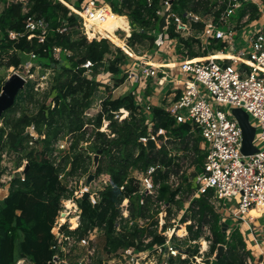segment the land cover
I'll return each mask as SVG.
<instances>
[{"label":"built area","instance_id":"2783aa9c","mask_svg":"<svg viewBox=\"0 0 264 264\" xmlns=\"http://www.w3.org/2000/svg\"><path fill=\"white\" fill-rule=\"evenodd\" d=\"M152 1L148 0L149 5ZM99 2L100 0H90L81 10L69 8L81 18L84 34L96 40L97 37L90 35L93 31L89 28L88 20L99 18V12L102 10ZM262 3L264 0H219L212 8L211 14L203 17L187 12V20L184 21L179 15L171 12L172 0H163L162 10L158 15H168L167 23L164 30L155 36L153 58L161 57L162 49L164 52L172 49L173 62L165 67L148 64L142 67L139 61L147 57L145 54L134 59L135 54L130 48L123 49L130 59L135 60L130 71H126V65L122 68L128 75L125 83L137 85L135 90L129 89L140 107L139 112L148 117L146 125L149 127V134L140 138V142L147 145L153 141L157 146L149 117L155 107L157 92L162 93L165 86L172 83L175 92L180 91V95L174 94L173 99L160 107L174 118L178 125H190V135L201 137L200 146L207 156L203 171L193 177L196 171L195 152L192 148L179 151L178 148L183 149L182 144L180 147L176 140L166 138L164 144L168 149L169 158L173 160L171 165L158 163L150 166L145 172L131 170L120 191L125 193L129 185L140 187V195L151 202L150 216L133 219L130 212L131 197L125 196L117 206L120 214L115 221V234L120 235L133 228L146 230L147 233L141 241H136L135 246L106 256L104 264H181V261L198 264L199 258L204 259L205 264H213L218 251L212 256L209 255L214 240L210 224L200 222L198 214L195 218L190 216V211H199V206L196 205L198 199H205L214 213L220 215L222 225L226 224L228 237L237 228L240 231L248 228L252 232L254 220L264 213V23L254 24L255 21L250 20L248 9L240 16L250 5L256 6L262 12ZM25 12L28 13V10ZM218 12L219 15L216 16ZM171 23L175 25L180 39L197 41L198 53L205 56L195 59L178 56L176 48L181 43L180 39H170L167 35ZM199 24L203 25L202 29L196 27ZM49 29L45 19L28 17L26 32L29 34V40L35 37L45 39ZM64 31L65 29L61 32ZM10 36L17 39L21 35L11 33ZM219 42L223 44V48L217 51L213 47ZM54 51L56 58L63 53L70 55L60 49ZM218 54L234 55L237 58L217 59ZM30 56L35 59V55ZM199 59L203 61H197ZM27 63L33 66L32 60ZM83 67L90 70L93 64L88 61ZM149 78L156 81L155 94L151 96L144 91L148 89ZM235 109L246 112L250 122L251 119L254 120L261 128L260 143L263 147L256 146L254 142L258 149L254 155L245 156L242 153L243 131L232 113ZM11 110L14 115L20 116L21 109L15 107ZM129 115L128 111L120 109L113 112L112 119L121 123ZM110 123V120L104 119L103 125L97 131L114 138L108 129ZM3 127L4 123L0 118V128ZM88 128L86 126L84 130ZM90 128L93 129V126ZM25 136L28 138L29 149H38V142L45 138L38 134L34 124L25 129ZM86 137L88 139L89 134ZM73 142L71 135L60 137L44 154L58 170V181L64 188L51 229V249L54 255L49 264H93L98 255V239L104 234L105 225L91 228L85 236H79L83 217V201L80 200L85 194H89L86 201L99 204L102 201V193L113 185L112 178L106 173L98 175L96 172L94 180L87 186V179L93 173L96 152L91 150L92 142L79 145L77 150L83 153L84 158L91 164L86 170H74L71 163L75 153V149H72ZM66 159H70V162L65 163ZM27 165L29 164L22 147H6L0 152V200L6 199L11 191L18 187L14 184L17 175L25 182ZM191 182L195 187L189 190L188 185ZM163 184L174 195L169 202L160 199ZM209 218L208 215L207 219ZM190 228L200 233L199 239L192 242L198 246L195 255L181 252V240L190 235ZM149 231L163 237L164 242L150 248L153 236L148 235ZM222 246L226 251V246L220 247ZM17 264L31 263L22 259ZM247 264H255V260L248 257Z\"/></svg>","mask_w":264,"mask_h":264},{"label":"trees","instance_id":"16d2710c","mask_svg":"<svg viewBox=\"0 0 264 264\" xmlns=\"http://www.w3.org/2000/svg\"><path fill=\"white\" fill-rule=\"evenodd\" d=\"M162 1L153 0L149 5L148 0H122L120 4L111 5L114 14L127 16L131 21L132 34L128 39V47L139 56L154 49L155 33L160 29L163 19L158 15L162 10ZM218 1L172 0L171 12L179 15L184 21L187 20V12L204 17L212 13V8ZM82 2L83 0L76 4V7L80 8ZM0 6V68L21 70L25 63L32 60L33 66L29 75L34 74L38 67L43 73H53L43 101L33 105L31 109H22L19 117L14 115L12 110L1 117L4 127L0 128V152L6 147H22L29 170L25 174V182L17 175L14 184L18 187L14 188L6 199L0 201V264H17L22 259L31 264H49L52 261L54 251L51 249V229L64 188L58 181V170L44 154L60 137L68 135L74 139L72 149H75V153L71 161L73 169L86 170L91 164L77 148L83 141L92 142L90 147L93 152L103 151L97 174L106 173L113 182V185L102 193V201L99 204L90 201L81 203L83 217L79 236H85L91 228L105 225L102 236L106 256L135 246L136 241H141L147 231L133 228L116 235L115 221L120 214L117 206L125 196L131 197V217L140 219L150 216L152 205L147 198L140 195V187L129 185L125 193L120 191V187L131 170L145 172L150 166L158 163L166 166L173 163L164 144L166 138L174 139L176 144L179 142L185 146L184 149L178 148L179 151L192 148L195 152V177L203 171L207 156L200 146L201 137L190 135L189 124L178 125L162 108L153 107L149 118L157 146L149 149L140 142V138L149 134V127L146 125L148 117L139 112L140 107L132 91L117 99L113 97V91L123 86L128 76L122 69L129 62V57L123 49L115 47L107 39L96 40L87 37L81 18L59 0H0ZM26 9L28 13L25 12ZM247 9L251 21L259 19L260 11L254 5L244 9L240 16H243ZM218 15L219 12L216 13V16ZM30 16L43 18L49 24L50 29L45 39L35 37L29 40L26 24ZM196 27L202 29L203 25ZM63 29L65 31L61 32ZM11 33L21 36L12 39ZM167 35L170 39H180L173 23L168 27ZM180 41L186 46H191V42L183 39ZM213 48L218 51L223 48V44L219 42ZM55 49L67 51L70 55L63 53L56 58ZM30 55H35V59H31ZM203 56L205 54H196L190 48V59ZM88 61L93 64L90 70L83 67ZM102 75L110 78L111 82H103L105 78H99ZM4 82L0 80V93ZM34 85L27 82L26 91L21 93L19 101L29 98L27 90L30 91ZM120 109L130 114L121 123L112 119L113 112ZM104 119L111 121L108 129L114 138L97 131L103 125ZM31 124L35 125L40 136H45L38 142V149L27 147L25 129ZM86 126L89 128L84 130ZM90 126H93V129ZM69 162L70 159H66L65 163ZM194 187L193 182L189 183V190ZM173 196L163 184L160 199L169 202ZM196 205L199 206V211H190V216L195 218L197 214L200 215L199 221L209 223L214 236L209 255L219 251L221 245L227 248L218 264H247L248 257L254 260L239 228L228 237L220 215L214 213L206 200L198 199ZM189 231L190 235L181 240V252L195 255L198 246L192 242L199 239L200 233L194 232L193 228ZM148 235L153 236L150 248L164 242V238L154 231H149ZM105 259L96 264H104ZM181 264L188 262L181 261Z\"/></svg>","mask_w":264,"mask_h":264},{"label":"crops","instance_id":"0c3cea01","mask_svg":"<svg viewBox=\"0 0 264 264\" xmlns=\"http://www.w3.org/2000/svg\"><path fill=\"white\" fill-rule=\"evenodd\" d=\"M80 1L81 0H67V1L62 0L61 2L65 6H67L68 8L71 7L74 10H81L82 8L86 7V5L88 4V2L90 0H83V2L80 5L81 9L76 7V4H79ZM104 1L105 0H100V2L98 3L102 7V9H108L112 13V15H116V14L113 13L112 7L109 6L108 1H107L106 4H104V6L101 5V3H103ZM121 2H122V0H114L113 2H110V3L112 5V4H120ZM117 16L118 17H122V18H126V16H119V15H117ZM162 18L164 19V16ZM127 21L130 23L129 19H127ZM89 22L91 23L90 20H89ZM258 22L259 23H264V9L263 8H262V12H260V14H259V19L256 20L254 22V24H257ZM129 27H130V24H129ZM120 30H122V29H118L117 31L119 32ZM122 32H126L127 35H126L125 38H121V39L119 38V39L122 40L124 46H126L128 44V39H129V36H131V33L130 32L127 33V31H125V30H122ZM110 40H112V39H110ZM192 40L193 39L184 40V41L191 42V46H186L182 42L177 45L176 52H177L178 56L189 57L190 48H191V50L194 53L199 54L198 50H197V46H198L197 44L198 43L195 40H193V43H192ZM125 42H127V43H125ZM126 48H129L128 45L126 46ZM153 50H151V51H149V52H147L145 54L147 57L144 60L139 61L140 62L139 65H141L142 67L144 65H146V64H148L149 66L150 65H152V66L156 65L158 67H165L171 61L173 62L172 57H171V56H174V55H172V49L171 50H167L166 52H163V54H160V55H163L162 57H156V58H153V56H154V51ZM179 50L181 52H179ZM138 56L139 55L135 54L133 56V58L135 59ZM150 58L152 59L151 61H150ZM134 63H135V60H132V59L129 58V62L126 64V67H125V68H127L126 71H130L132 69L131 67H132V65ZM161 72H163V70H161ZM175 72L176 71H174V73ZM160 76H162V73L160 74ZM102 77L105 78L103 80V82H108V80H110V78H107V76L104 77L102 75ZM110 82H111V80H110ZM155 82L156 81L153 78H149L148 81H147L148 89H147L146 92L150 96L155 94L154 93ZM135 87H137V85L134 86L132 88V90H134ZM163 90H164L163 92L167 91L164 98L161 97V95L158 94V93H157L158 95H155V100H154L155 101L154 102L155 107L161 108L160 105L168 103L169 100L174 98V94L180 95V91L175 92L172 83H168L167 86H165V88ZM129 91H130V89L128 87V83H125L120 88L115 89L113 91V94L114 93L118 94L120 92L122 94H125V93H127ZM121 96H123V95H121ZM121 96H118L117 98H119ZM117 98H115V99H117ZM0 201H2V200H0ZM252 226H253V231L252 232L248 228L247 229L243 228V229H241V233H242V235L244 237V240L246 241L248 251H250L252 253V257L255 260V264H264V213L257 216V218L254 220V223H253Z\"/></svg>","mask_w":264,"mask_h":264},{"label":"rangeland","instance_id":"374dc122","mask_svg":"<svg viewBox=\"0 0 264 264\" xmlns=\"http://www.w3.org/2000/svg\"><path fill=\"white\" fill-rule=\"evenodd\" d=\"M107 1H108L109 6H111V3L110 2H113L114 0H105L103 3H101V5L104 6V4L107 3ZM1 8H2V6H0V9ZM262 8L264 9V3H262ZM126 18L129 19L127 16H126ZM88 22H89V20H88ZM89 26H91V25H89ZM128 32H130L132 34L131 27L128 28L127 33ZM159 33H160V30L156 31L155 36H157ZM90 35H91V37H95L94 33H92V32H90ZM126 35H127L126 32H122V30H120L119 32L116 31V36H117L116 38H107V37L98 38L97 37V40L107 39L115 47H118L120 49H124V48L127 49L126 46L128 44L126 46H124L122 40H120L121 38H125ZM110 39H112V40H110ZM125 43H127V42H125ZM166 50L167 49L165 48V51ZM161 52H164V49H162ZM162 56L163 55H161V57ZM31 69H32V65L30 63H27L23 67H21V70H15L14 68H11L9 70H6V69H3L2 67L0 68V80L6 81L8 78H10L13 74L16 73V74H19V75L23 76L28 82L35 84L34 87L30 91L27 90V95H29V98L28 99H26L24 101L23 100L19 101L20 100L21 93H23L24 91H26V89H24L23 91H21L19 93V95H18V97L16 99L17 100L16 101V105L14 106V108L17 107V109H21V110L22 109H31L33 107V105H36L40 101H43V95L49 89V86H50L49 84H50V81H52L53 73L50 72V71H47V72L43 73L42 70L38 67L35 70L34 74L29 75V72L31 71ZM88 74L90 75V72ZM178 77H180L179 74H178ZM99 78L103 80V77L102 76H100ZM133 86L128 85V87L131 88V90H132ZM144 91L146 92L147 90H144ZM166 92L167 91H165L163 93H158V92L157 93L160 94L161 97L164 98ZM121 95H124V94H122L121 92L118 93V94H115L114 93L113 94V97L114 98H117L118 96H121ZM18 106H19V108H18ZM215 106H217V105L215 104ZM14 108H12V109H14ZM224 108H226V107L224 106ZM251 124L256 128V138H255V141H254L255 142V145L262 148L263 145H261V143H260L261 128L252 119H251ZM85 143H89V142L83 141V142L80 143V145L85 144ZM180 147H181V144H180ZM182 147L184 149L185 146L182 145ZM133 171H135V170H133ZM97 243H98V253H97L98 255L94 258L93 264H96V262H98L99 260H103L106 257V254L103 251V245H104L103 236H100L99 237ZM198 261H199L198 264H205V260L202 259V258H199Z\"/></svg>","mask_w":264,"mask_h":264},{"label":"water","instance_id":"95a60500","mask_svg":"<svg viewBox=\"0 0 264 264\" xmlns=\"http://www.w3.org/2000/svg\"><path fill=\"white\" fill-rule=\"evenodd\" d=\"M167 16L164 17L162 20V23L160 25V31H163L166 23H167ZM130 27L132 28V23L130 21ZM26 87V80L19 74H13L10 78H8L2 87V91L0 93V118L3 116L4 113L14 108L16 105V99L21 91H23ZM233 115L239 122V125L243 131V146H242V153L245 156H251L258 152V149L254 145V141L256 138V128L251 124L249 115L240 109L233 110ZM147 147L149 149L156 148V143L153 141H150L147 144ZM103 151H97L93 162V173L90 175L87 179L86 185L89 186L90 183L95 178V173L97 172L101 155ZM29 170V165L26 167V172ZM89 199V194H85L83 198L80 200L86 201ZM224 231H226V224H224ZM225 252V248L222 246L220 247L217 257L213 264H218L219 259L223 256Z\"/></svg>","mask_w":264,"mask_h":264},{"label":"bare ground","instance_id":"6f19581e","mask_svg":"<svg viewBox=\"0 0 264 264\" xmlns=\"http://www.w3.org/2000/svg\"><path fill=\"white\" fill-rule=\"evenodd\" d=\"M108 8V7H107ZM89 25L92 29L95 37L102 38H116V31L122 29L127 31L129 27V22L126 18L118 17L117 15H112L108 9H102L99 12V18L95 20H90ZM217 59H236L237 57L229 54H218L216 55ZM197 61H203L199 59ZM171 67H176L175 65H170ZM169 66V67H170Z\"/></svg>","mask_w":264,"mask_h":264}]
</instances>
